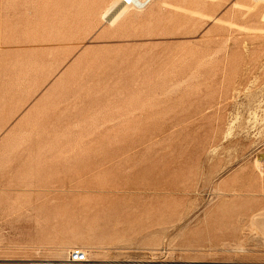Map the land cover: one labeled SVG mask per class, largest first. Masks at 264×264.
I'll return each instance as SVG.
<instances>
[{"label":"rangeland","instance_id":"obj_1","mask_svg":"<svg viewBox=\"0 0 264 264\" xmlns=\"http://www.w3.org/2000/svg\"><path fill=\"white\" fill-rule=\"evenodd\" d=\"M117 1L0 0V264L264 262V0Z\"/></svg>","mask_w":264,"mask_h":264},{"label":"built area","instance_id":"obj_2","mask_svg":"<svg viewBox=\"0 0 264 264\" xmlns=\"http://www.w3.org/2000/svg\"><path fill=\"white\" fill-rule=\"evenodd\" d=\"M25 264H170L161 258L133 259L131 261L122 260H95L91 257L88 250L81 248H72L69 250L67 257L63 260H46L39 257L31 258L24 261ZM212 264H250L239 261H221ZM264 264V263H255Z\"/></svg>","mask_w":264,"mask_h":264},{"label":"bare ground","instance_id":"obj_3","mask_svg":"<svg viewBox=\"0 0 264 264\" xmlns=\"http://www.w3.org/2000/svg\"><path fill=\"white\" fill-rule=\"evenodd\" d=\"M146 1L147 0H118L116 5H115V7L112 10H110L105 15V18H107V20L110 22L114 18H116L124 10V7H126V5L133 4L134 6H136V8H138V7L141 8V7H144L147 4ZM88 252H89L91 257L95 258V260H108V259L96 258L90 253L89 250H88ZM237 253L239 254V252H237ZM39 258H41V257H39ZM65 258H66V256L64 258H42V259H46V260H63ZM28 259H31V258H27L25 260H28ZM109 260H114V258L113 259L110 258ZM131 260L132 259L122 260V261H131ZM228 261H235V260H228ZM168 262L170 264H212V263H217V261L204 262V261H195V260H190V261H168ZM219 262H221V261H219ZM239 262H245V261H239ZM245 263L255 264L254 262H245ZM257 263H264V262H257ZM80 264H82V263H80Z\"/></svg>","mask_w":264,"mask_h":264},{"label":"crops","instance_id":"obj_4","mask_svg":"<svg viewBox=\"0 0 264 264\" xmlns=\"http://www.w3.org/2000/svg\"><path fill=\"white\" fill-rule=\"evenodd\" d=\"M24 261H25V259L23 260V262H22V263H17V264H25V262H24Z\"/></svg>","mask_w":264,"mask_h":264}]
</instances>
